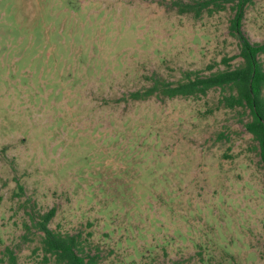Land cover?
Returning a JSON list of instances; mask_svg holds the SVG:
<instances>
[{
    "label": "rangeland",
    "instance_id": "obj_1",
    "mask_svg": "<svg viewBox=\"0 0 264 264\" xmlns=\"http://www.w3.org/2000/svg\"><path fill=\"white\" fill-rule=\"evenodd\" d=\"M237 4L0 0V264H55L33 220L52 208L93 264H264L249 112L219 107L221 89L132 98L238 66ZM243 12L264 44V0Z\"/></svg>",
    "mask_w": 264,
    "mask_h": 264
},
{
    "label": "trees",
    "instance_id": "obj_2",
    "mask_svg": "<svg viewBox=\"0 0 264 264\" xmlns=\"http://www.w3.org/2000/svg\"><path fill=\"white\" fill-rule=\"evenodd\" d=\"M251 0H238L231 29L239 40L241 63L230 67L233 58H224L222 62L228 68L204 75L200 71H187L182 79L175 83L154 81L152 87L143 92L132 94L134 100H145L151 96L162 94L167 98L176 97L200 99L214 89H221L224 95L219 101V107L235 110L243 109L249 112L250 120L245 123L246 130L258 143L260 155L264 162V65L261 56L264 55V44L254 43L243 30V8ZM177 4V2H174ZM181 12L187 7L178 4ZM213 69V67H209ZM36 222L42 233V250L44 256L53 259L55 264H93V258H87L78 235L62 234L53 231L49 224L56 215L52 208L46 213L38 212ZM11 252L9 261L15 263Z\"/></svg>",
    "mask_w": 264,
    "mask_h": 264
}]
</instances>
